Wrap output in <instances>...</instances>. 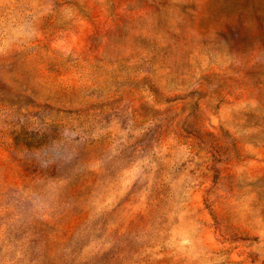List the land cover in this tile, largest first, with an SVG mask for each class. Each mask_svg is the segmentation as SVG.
<instances>
[{
  "label": "rangeland",
  "instance_id": "rangeland-1",
  "mask_svg": "<svg viewBox=\"0 0 264 264\" xmlns=\"http://www.w3.org/2000/svg\"><path fill=\"white\" fill-rule=\"evenodd\" d=\"M0 264H264V0H0Z\"/></svg>",
  "mask_w": 264,
  "mask_h": 264
}]
</instances>
